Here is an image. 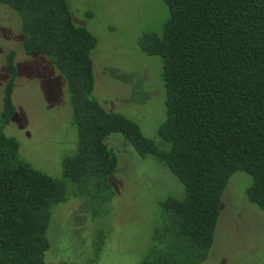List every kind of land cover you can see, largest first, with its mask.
<instances>
[{
  "label": "trees",
  "instance_id": "obj_1",
  "mask_svg": "<svg viewBox=\"0 0 264 264\" xmlns=\"http://www.w3.org/2000/svg\"><path fill=\"white\" fill-rule=\"evenodd\" d=\"M163 2L161 31L136 41L139 51L158 61L164 90L163 116L150 138L93 95L97 40L74 24L67 0H0L20 23L24 53L45 57L64 78L76 130V149L63 156L59 175L20 154L18 140L5 133L16 111L18 72L15 52L9 51L0 110V264H48L52 217L62 204L114 199L119 162L105 142L111 133L121 134L141 159L160 162V181L167 179L138 264L206 262L235 177L247 178L238 180L242 199L264 212V0ZM95 216L97 210H89L88 217ZM102 242L95 240L93 254ZM93 254L82 264H93Z\"/></svg>",
  "mask_w": 264,
  "mask_h": 264
},
{
  "label": "rangeland",
  "instance_id": "obj_2",
  "mask_svg": "<svg viewBox=\"0 0 264 264\" xmlns=\"http://www.w3.org/2000/svg\"><path fill=\"white\" fill-rule=\"evenodd\" d=\"M67 1L74 24L87 28L97 40L91 53L93 95L107 111L133 120L144 135L153 137L151 127L163 116L160 67L155 57L139 51L136 41L145 32L161 31L167 18L163 0ZM19 29L15 13L0 4V110L11 50L18 69L12 90L16 111L5 133L18 140L26 160L59 175L63 156L76 149L66 83L45 57L24 53ZM105 142L119 162L112 177L114 199L96 205L89 201L87 206L73 198L62 204L52 217L48 264H82L93 254L95 240L103 242L91 257L93 264H138L148 247L159 199L167 192V179L160 181L162 164L151 156L141 159L119 133L109 134ZM239 179L247 181L244 176L230 181L233 193L224 198L209 259L203 264H264V212L242 199ZM90 208L99 216L89 218Z\"/></svg>",
  "mask_w": 264,
  "mask_h": 264
}]
</instances>
